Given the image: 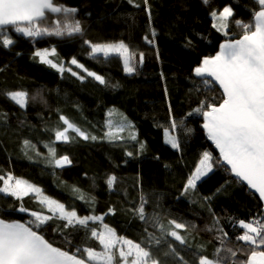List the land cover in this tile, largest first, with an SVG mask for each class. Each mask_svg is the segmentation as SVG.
<instances>
[{
	"label": "trees",
	"instance_id": "16d2710c",
	"mask_svg": "<svg viewBox=\"0 0 264 264\" xmlns=\"http://www.w3.org/2000/svg\"><path fill=\"white\" fill-rule=\"evenodd\" d=\"M56 3L78 9L75 19L81 21L83 36H44L33 40L12 32L15 43L8 49L0 47V92L29 93V103L23 109L0 95V169L36 184L44 194L64 203L69 210L74 206L80 216L104 215L113 208L114 213H109L104 223L133 241L141 239L144 225L129 209L139 205L141 194L149 200L146 213L151 214L154 209L162 211L166 214L165 223L168 219L194 223L201 231L189 228L188 240L193 249L195 245H206L203 254L211 256L219 246L215 232L203 231L213 225L212 213L220 218L221 226L235 241L243 230L234 229L230 218H237L238 224L239 219L248 221L263 209L259 198L230 171H225L226 167H217L198 181L194 194L182 196L181 192L203 151H211L218 157L202 127V114L189 116L188 113L201 100L211 102L215 97V103L222 102L221 92L215 86L213 91L197 93L193 85L199 80L193 79V69L204 57L213 56L222 41L242 35V29L234 21L252 20V10L257 7L253 0H210L208 5L202 0H149L151 27L143 0H135L139 8L129 0H56ZM224 6H231L234 11L228 36L212 27L209 14ZM58 16L63 23L62 14H50L46 23L51 24ZM152 29L156 32L154 45L144 39L152 38ZM85 39L92 43L124 41L135 54L136 70L126 73L119 55L113 54L107 60L102 56L93 59L88 55L90 49L84 44ZM52 48L56 50L50 56L54 61L67 66L75 57L87 70L103 76L108 84H100L75 65H71L72 70L85 79L67 71L61 73L33 56L38 49ZM140 53L144 54L143 63L139 62ZM109 111L112 115L122 113L130 121L136 141L128 136L114 144L104 139L83 141L79 137L71 143L56 142L57 157L68 155L72 164L62 169L48 164L45 143L53 140L54 130L62 126L60 114L103 137ZM173 119L178 124L175 131L170 127ZM20 121H24L23 126ZM165 129L176 137L180 148L174 149L166 143ZM26 139L35 146L25 149L28 155L21 150ZM141 143L143 151L139 150ZM126 152L134 155L129 157ZM110 175L116 177L112 190L106 183ZM73 188L80 189L89 200L94 198V203L76 199L78 194ZM205 197L210 199L205 201ZM21 203L29 210H41L34 196L24 197L21 202L0 193V216L27 221L30 219L27 212L10 207L19 208ZM59 223L62 222L51 221L45 234L56 246L65 247L64 237L53 231ZM92 226L102 230L100 222ZM66 231L72 233V245L67 249L70 252L78 246L100 250L98 241L88 239L83 230ZM177 231L185 234V230ZM186 258H193L190 252Z\"/></svg>",
	"mask_w": 264,
	"mask_h": 264
},
{
	"label": "snow or ice",
	"instance_id": "6c2138e0",
	"mask_svg": "<svg viewBox=\"0 0 264 264\" xmlns=\"http://www.w3.org/2000/svg\"><path fill=\"white\" fill-rule=\"evenodd\" d=\"M202 2L205 5L210 4V0ZM129 3L134 7H140L135 0H129ZM253 3L257 7L252 10L251 21L245 22L240 19L234 21L235 25L242 29L240 38H232L221 43L220 50L214 56L204 57L193 69V79L199 80L198 84L193 85L197 93L201 90L213 91L215 85L221 90L222 102L215 103V97L211 102L207 99L201 100L197 107L188 113L189 116L194 113L202 114L204 121L202 127L206 130L207 138L219 151V156L214 157L213 153L207 150L202 152L194 170L184 183L182 196H187L190 192L194 194L198 181L212 173L215 168L227 166L225 171H230L238 182H246L247 187L255 190L260 201L264 202V0H253ZM143 4L151 27V5L149 0H143ZM77 13V8L58 4L56 0H0V47L8 49L15 43L11 36L12 32L33 40L44 36L70 38L76 35L83 36L81 21L75 19ZM50 14H62L64 22L62 23L58 16L51 24H47ZM209 14L213 19L212 27L228 36L230 18H234L233 8L224 6L222 11L213 10ZM155 37V29H152V38L145 36L144 39L148 44L154 45ZM84 44L89 47L88 55L93 59H100L102 56L107 60L113 54H118L123 60L126 73H133L136 70L135 54L124 41L92 43L85 39ZM55 54V48L38 49L33 56L61 73L67 71L78 79H85L72 70L71 65H75L100 84H108L103 76L87 70L77 58L73 57L66 66L64 62L50 58ZM143 59L144 54L140 53L139 62L143 63ZM0 95L22 109L29 103V93L23 90H9L0 92ZM171 112L169 106L170 116ZM111 115V111L106 115L107 131L103 137H98L60 114L62 126L54 130V139L45 143L48 149V164L54 169H62L72 164L68 155L57 157L56 142L71 143L76 141V137L83 141L104 139L113 144L124 141L125 138L119 134L126 129H132L133 126L126 117L114 125L110 119ZM6 119L7 114L4 115L5 122ZM20 124L23 126L24 121H20ZM170 127L172 131L178 128L175 119L172 120ZM70 132L74 135H70ZM165 135L166 143L174 149L180 148L176 137L170 134L169 129H165ZM128 139L136 141L137 137L130 131ZM28 147L35 146L26 139L21 149L25 155H28L25 151ZM143 149L144 145L141 143L139 150ZM39 155L37 153V156ZM126 155L131 157L134 154L126 152ZM115 182L114 175L107 178L109 190H112ZM73 192L78 194L76 199L85 200L89 204L94 203V198L87 199V195L80 189L73 188ZM0 193L21 202L24 197L31 195L41 205L40 211L29 210L23 203L19 208L10 206L14 211L29 214L30 219L25 222L0 216V264H264V210L248 221L239 219L238 224L237 218H230L234 229L238 227L243 230L242 234L235 237V241L221 226L220 218L212 213L213 225L203 231L215 232V240L219 246L215 247L209 256L203 254L206 252V245H195L193 249V245L189 243L190 233L187 230L191 228L194 231H201L194 223L177 222L176 219H168L165 223L166 214L162 211L154 209L151 214L146 213L149 200L143 194L140 196L139 205L129 209L144 225L141 239L137 242L125 235H118L114 227L104 223L106 216L114 213L113 208H109L108 213L104 215L80 216L74 206L68 210L64 203L45 195L36 184L16 177L10 171L5 173L2 169ZM204 199L208 201L210 198ZM159 208L160 205L157 203V209ZM45 209L50 214H45ZM54 220L62 222L57 224L53 231L64 237L65 247L56 246L52 240L46 238L45 229ZM96 222L101 223L102 230L92 226ZM66 230L77 233L83 230L88 239L98 241L100 250L89 246L81 249L78 246L75 251L70 252L67 249L72 245L70 238L72 233ZM177 230H185V234L182 235ZM189 252L192 259L186 258Z\"/></svg>",
	"mask_w": 264,
	"mask_h": 264
},
{
	"label": "rangeland",
	"instance_id": "374dc122",
	"mask_svg": "<svg viewBox=\"0 0 264 264\" xmlns=\"http://www.w3.org/2000/svg\"><path fill=\"white\" fill-rule=\"evenodd\" d=\"M222 11V10H220ZM223 33V31H221ZM117 42H120V41H117ZM117 42H109V43H117ZM115 55H118V54H115ZM123 62V60H122ZM123 66H124V63H123ZM123 118H125V116L122 114V113H119V112H114L113 115L111 116V120L113 122L114 125L116 124H119ZM128 122H130L128 119H127ZM132 125V124H131ZM133 132L132 129H126L124 132L120 133L119 135L123 136L124 138L128 137L129 136V133ZM165 139H167V137H165ZM46 195V194H45ZM50 197V196H49ZM52 198V197H51ZM54 199V198H53ZM37 200V199H36ZM38 201V200H37ZM46 210V209H45ZM69 210V209H68ZM86 258V257H85Z\"/></svg>",
	"mask_w": 264,
	"mask_h": 264
},
{
	"label": "water",
	"instance_id": "95a60500",
	"mask_svg": "<svg viewBox=\"0 0 264 264\" xmlns=\"http://www.w3.org/2000/svg\"><path fill=\"white\" fill-rule=\"evenodd\" d=\"M240 38V37H239ZM239 38H236V39H239ZM229 40V39H228ZM226 40H224V41H222L221 43H224ZM220 43V44H221ZM220 44H219V47H218V51L220 50ZM217 51V52H218ZM216 52V53H217ZM215 53V54H216ZM214 54V55H215ZM213 55V56H214ZM218 89H219V86L218 85H215ZM220 92H221V90H220ZM204 122V121H203ZM204 129V128H203ZM205 130V129H204ZM205 133H206V130H205ZM207 134V133H206ZM208 141H209V143L212 145V147H213V149L217 152V154H218V156H219V151L217 150V149H215V146H214V144L208 139ZM225 167H227V166H225ZM232 176L234 177V175L232 174ZM235 178V177H234ZM236 179V178H235ZM241 183H243L246 187H247V184H246V182H241ZM248 188V187H247ZM249 189V188H248ZM250 190V189H249ZM252 193H254L258 198H259V194L258 193H256L255 192V190H250ZM260 200V199H259ZM261 203H262V209L264 210V202H262V201H260Z\"/></svg>",
	"mask_w": 264,
	"mask_h": 264
}]
</instances>
